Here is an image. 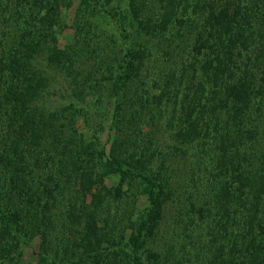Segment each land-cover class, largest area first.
Wrapping results in <instances>:
<instances>
[{"label": "trees", "instance_id": "1", "mask_svg": "<svg viewBox=\"0 0 264 264\" xmlns=\"http://www.w3.org/2000/svg\"><path fill=\"white\" fill-rule=\"evenodd\" d=\"M67 185L83 225L39 264H264V0H0V264Z\"/></svg>", "mask_w": 264, "mask_h": 264}, {"label": "rangeland", "instance_id": "2", "mask_svg": "<svg viewBox=\"0 0 264 264\" xmlns=\"http://www.w3.org/2000/svg\"><path fill=\"white\" fill-rule=\"evenodd\" d=\"M70 16L66 17V20H70ZM70 23V22H69ZM74 38V31L71 28L64 29V31L59 36V46L63 48L67 44H71L73 42ZM62 77L60 75H57L55 73V81L56 83L51 86V91L48 95H45L43 99V104H41V108H44L46 111H58L61 107L63 108L67 104V98L64 92L61 91V88L59 89L60 85L59 83L63 82ZM92 100V99H91ZM90 100V101H91ZM91 104V103H89ZM91 110V108H90ZM93 111V109H92ZM94 116V115H93ZM101 118H94L91 119V121L88 124L80 123L78 124L77 128L86 136L91 137L92 132L90 131L89 127L94 128L92 125L93 123L99 124L102 122L100 120ZM103 124V122H102ZM92 131H95V128L92 129ZM162 131L161 129L155 132V135L158 138L163 139V137L160 136L159 132ZM100 136L102 141L105 142L106 140H109V133L107 128V122L104 120L103 124V130L98 131V135ZM164 137H166L164 135ZM75 189H77L74 186H68L63 187L58 191L56 195V202L51 201L50 208H52V212L55 215L56 219V226L55 228L50 230V233L45 237V240L42 239V237L39 234H36L32 236L30 239L21 238L18 242V245L15 242L11 245H15L13 249L9 247V253L11 256L14 257V261H18L19 264H39L37 253L45 250L46 253L49 256V260L52 262L53 260L56 261L63 257H70V253L72 248H68L69 245L73 243L71 240L73 235H75V232L78 229H81L83 225V220L80 219L76 220L75 216H73V213H77V207L81 204L79 200V196L77 192H75ZM87 203H90V197H87ZM144 203L140 200L136 203V207L138 209H141L144 207ZM128 210L135 211V213L138 211L137 209H133V206H123L120 208V215L124 214V216L121 215L122 219L125 220V214L129 216ZM171 212V210H169ZM174 210L171 212L173 213ZM24 214V213H23ZM24 217H28L29 215H25ZM167 221H164L163 226H161V229L159 230L158 236L152 241V243L148 246V249L154 251V252H163L166 248H168L173 242L172 240V233H173V226L168 225L173 224L172 220L169 219V213L166 215ZM119 228L123 227V223L119 222L118 224ZM184 244L189 246V241L185 240ZM69 249V250H68ZM13 250V251H12ZM190 250V249H189ZM51 264V263H49ZM184 264H190L184 262Z\"/></svg>", "mask_w": 264, "mask_h": 264}]
</instances>
